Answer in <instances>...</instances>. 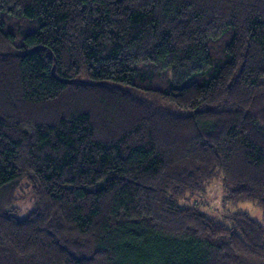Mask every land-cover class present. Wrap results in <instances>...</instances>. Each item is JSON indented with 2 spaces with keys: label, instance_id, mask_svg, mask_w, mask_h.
<instances>
[{
  "label": "trees",
  "instance_id": "obj_1",
  "mask_svg": "<svg viewBox=\"0 0 264 264\" xmlns=\"http://www.w3.org/2000/svg\"><path fill=\"white\" fill-rule=\"evenodd\" d=\"M0 264H264V0H0Z\"/></svg>",
  "mask_w": 264,
  "mask_h": 264
},
{
  "label": "rangeland",
  "instance_id": "obj_2",
  "mask_svg": "<svg viewBox=\"0 0 264 264\" xmlns=\"http://www.w3.org/2000/svg\"><path fill=\"white\" fill-rule=\"evenodd\" d=\"M223 184L224 183L220 178L215 179L205 194L193 199L190 202H200L205 210L207 209L209 213L218 216L219 220H224V222H226V216L223 217L224 212H248L255 219L262 220L261 211L258 210L253 204L235 203L229 200L227 201L225 199L227 191ZM17 197V206L20 209V215H23L31 206L32 196L30 192L25 189L24 192L18 193Z\"/></svg>",
  "mask_w": 264,
  "mask_h": 264
}]
</instances>
